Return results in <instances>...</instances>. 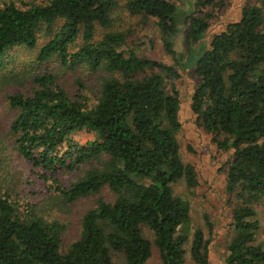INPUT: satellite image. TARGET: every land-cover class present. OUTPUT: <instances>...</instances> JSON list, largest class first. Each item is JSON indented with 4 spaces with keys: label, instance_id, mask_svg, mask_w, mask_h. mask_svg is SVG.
<instances>
[{
    "label": "trees",
    "instance_id": "1",
    "mask_svg": "<svg viewBox=\"0 0 264 264\" xmlns=\"http://www.w3.org/2000/svg\"><path fill=\"white\" fill-rule=\"evenodd\" d=\"M122 2L143 24L154 20L174 65L138 56L120 32L94 39L98 27L112 28L119 0L0 3V71L14 48L36 49L41 32L50 38L33 63L53 59L57 66L52 70L51 62L30 74L28 91L20 84V91L5 95L14 114L0 130V264H118L113 256L145 264L153 247L155 264L184 263L190 209L173 186L184 181L192 189L197 182L194 168L180 157V98L172 82L179 78V54L193 51L222 3L192 0L179 23L171 0ZM192 60L197 84L191 112L217 148L231 153L223 172L225 193L234 202L232 237L223 264H264L256 210L264 207V0L245 4L238 21ZM62 69L100 76L93 87L79 78L69 91L58 80ZM79 133L89 139L79 143ZM60 173L70 180L62 184ZM39 181L43 197L31 200ZM93 199L79 214L78 235L66 240L63 212ZM205 222L211 234L207 217ZM209 241L194 231L195 264H208Z\"/></svg>",
    "mask_w": 264,
    "mask_h": 264
},
{
    "label": "rangeland",
    "instance_id": "2",
    "mask_svg": "<svg viewBox=\"0 0 264 264\" xmlns=\"http://www.w3.org/2000/svg\"><path fill=\"white\" fill-rule=\"evenodd\" d=\"M2 0H0L1 3ZM179 9V23H182L185 15L191 12L192 0H171ZM251 2V0H221V6L213 9L214 18L210 22V26L202 40L194 47L189 54L181 52L177 59L179 78L172 82L177 90L180 98L179 119L181 122V130L177 134V142L179 144L180 157L184 164L194 168L196 175V186L192 189L187 188L184 181H180L173 186V190L182 200H187L189 204V239L185 246V258L183 264H195L190 257V246L195 230H201L206 240L209 241V262L208 264H223L227 255V245L232 237L231 229V211L233 199L225 193V174L224 164L229 159L231 153L223 152L217 148L213 136L208 133L202 123L196 119L190 109V98L197 79L194 76V63L192 58L197 57L203 50L208 48L212 37L222 32L226 25L238 21L242 7ZM113 26L110 29L97 28L95 32V40H99L104 34L109 32H120L126 36L127 47L133 49L135 53L150 60L164 63L166 65H174L175 60L164 52L161 36L155 27L154 20H149L143 24L140 17H134L128 14L123 8L122 0H119V6L113 14ZM50 37L44 33L38 35V47L30 50L23 47L14 48L9 54L6 61L5 69L0 71V130L5 131L8 123L13 116V111L8 108L5 95L13 90L20 91L21 88L16 86L23 85L28 91L30 76L44 72L46 66L51 62V68L54 70L56 64L53 59L50 63H33L37 55V49H40ZM81 43V38L78 40ZM190 56V57H189ZM31 74V75H30ZM85 76V77H84ZM100 73L93 75H82L80 73H71L62 69L58 74L59 83L67 90L72 91L77 88L76 80L82 78L85 85L93 87L97 84ZM15 84L14 88L13 85ZM79 143H84L89 139L85 133H79L74 136ZM14 169L20 171L19 161H11ZM30 167L26 171H28ZM26 177H30L25 172ZM62 184L70 180L71 176L60 173L58 176ZM44 186L38 182V195L33 196L31 200L42 199ZM107 195L105 190L101 196ZM93 200L80 201L60 217L67 220L68 231L66 240H72L78 235L79 231V214L93 203ZM40 201V200H39ZM54 207V206H53ZM56 209V208H55ZM257 218L260 223V231L257 240L264 245V207L257 208ZM52 214H60V211L53 210ZM212 225L211 234L205 222V218ZM143 235L153 241L152 233L146 228H142ZM113 261L123 264L118 256H113ZM158 262V254L153 247L152 256L145 264H155Z\"/></svg>",
    "mask_w": 264,
    "mask_h": 264
}]
</instances>
